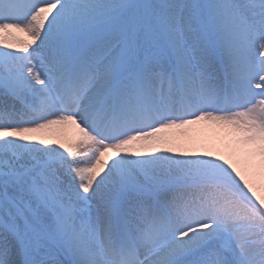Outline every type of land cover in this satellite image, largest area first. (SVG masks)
<instances>
[{
	"label": "snow or ice",
	"instance_id": "obj_1",
	"mask_svg": "<svg viewBox=\"0 0 264 264\" xmlns=\"http://www.w3.org/2000/svg\"><path fill=\"white\" fill-rule=\"evenodd\" d=\"M0 264H264V0H0Z\"/></svg>",
	"mask_w": 264,
	"mask_h": 264
},
{
	"label": "rangeland",
	"instance_id": "obj_2",
	"mask_svg": "<svg viewBox=\"0 0 264 264\" xmlns=\"http://www.w3.org/2000/svg\"><path fill=\"white\" fill-rule=\"evenodd\" d=\"M199 131H201V129H199V128H195V127L193 126V129L190 130L189 133H190V132L197 133V132H199ZM194 133H193V134H194ZM216 137H217V135H214V134H212V135H207V136H206V133H205V134H202V133H201L200 135L195 136L193 141H190V142L185 141L184 144H185V146H196V147H200V146H208V147H210L212 144L218 142V141L216 140ZM194 141H195V142H194ZM203 142H204V143H203Z\"/></svg>",
	"mask_w": 264,
	"mask_h": 264
},
{
	"label": "bare ground",
	"instance_id": "obj_3",
	"mask_svg": "<svg viewBox=\"0 0 264 264\" xmlns=\"http://www.w3.org/2000/svg\"><path fill=\"white\" fill-rule=\"evenodd\" d=\"M195 128H199L201 129V131L194 133V132H188L186 136H178V141L182 144H184L185 141H193L195 136L206 133L207 135H212V134H217L218 130L215 128V126L213 125H209V124H200V125H196L194 126ZM194 133V134H193ZM185 145V144H184Z\"/></svg>",
	"mask_w": 264,
	"mask_h": 264
}]
</instances>
